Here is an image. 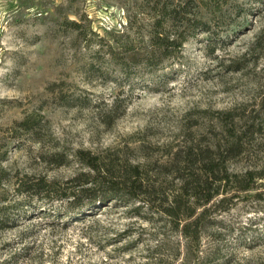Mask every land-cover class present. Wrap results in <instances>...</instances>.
I'll use <instances>...</instances> for the list:
<instances>
[{"label": "rangeland", "instance_id": "obj_1", "mask_svg": "<svg viewBox=\"0 0 264 264\" xmlns=\"http://www.w3.org/2000/svg\"><path fill=\"white\" fill-rule=\"evenodd\" d=\"M144 2L0 0V126L31 112L46 123L43 143L10 146L3 166L63 186L88 172L73 156L81 149L106 164L140 163L173 192L178 181L159 169L172 154L235 136L242 150L229 170L264 166V133L244 135L264 125V0H194L208 28L185 31L182 50L152 70L131 58L141 56L151 24ZM126 36L137 47L124 73L108 46L122 54ZM52 152L68 162L52 165ZM243 196L210 209L196 242L165 218L120 204L77 222L32 215L0 230V264H264V199Z\"/></svg>", "mask_w": 264, "mask_h": 264}, {"label": "trees", "instance_id": "obj_2", "mask_svg": "<svg viewBox=\"0 0 264 264\" xmlns=\"http://www.w3.org/2000/svg\"><path fill=\"white\" fill-rule=\"evenodd\" d=\"M144 3V7H148L151 24L146 40L141 42L142 50L138 51L141 56L130 57L132 62L152 70L182 50L187 39L185 31L206 29L207 24L197 17L194 0H145ZM68 25L80 33L78 24L69 22ZM174 25H180L184 30H176L174 35L170 30ZM125 38L120 45L122 54L108 46L110 57L124 73L128 68L126 55L136 53L137 47L127 36ZM228 121L233 119L228 118ZM44 128L46 123L36 112L14 120L10 126H0V230L19 226L32 215L45 213L74 222L83 221L93 215V211H97L95 209L113 203L132 206L131 210L136 215L165 218L183 238L196 242L210 209L220 207L240 194L247 199H264V166L242 172L228 168V161L241 153V136H235L240 140L235 139L226 146H189L182 153L172 154L169 164L160 165L159 169L173 173V179L178 181L173 192L164 191L162 183L151 182L149 173L140 163L106 164L97 155L81 149L75 150L73 156L88 172L76 175L63 186L44 177L12 172L3 166L10 146L24 141L43 143ZM255 133H264V125L252 123L244 131V135L251 137ZM47 159L56 167L68 162V156L61 152H52ZM230 189L234 191L232 195H228ZM54 200L63 201V207H48L47 204ZM142 210L146 213L141 214Z\"/></svg>", "mask_w": 264, "mask_h": 264}]
</instances>
